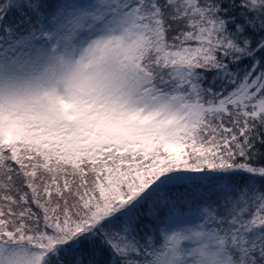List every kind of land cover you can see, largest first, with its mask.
I'll return each instance as SVG.
<instances>
[{
	"label": "snow or ice",
	"instance_id": "6c2138e0",
	"mask_svg": "<svg viewBox=\"0 0 264 264\" xmlns=\"http://www.w3.org/2000/svg\"><path fill=\"white\" fill-rule=\"evenodd\" d=\"M0 264H264V0H0Z\"/></svg>",
	"mask_w": 264,
	"mask_h": 264
}]
</instances>
